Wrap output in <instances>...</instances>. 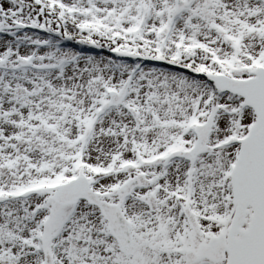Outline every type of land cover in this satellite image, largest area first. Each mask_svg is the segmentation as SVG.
Instances as JSON below:
<instances>
[{"label":"snow or ice","instance_id":"6c2138e0","mask_svg":"<svg viewBox=\"0 0 264 264\" xmlns=\"http://www.w3.org/2000/svg\"><path fill=\"white\" fill-rule=\"evenodd\" d=\"M0 264H264V0H0Z\"/></svg>","mask_w":264,"mask_h":264}]
</instances>
